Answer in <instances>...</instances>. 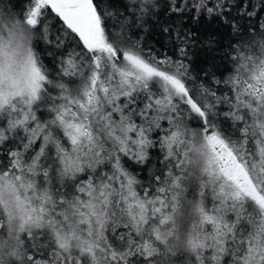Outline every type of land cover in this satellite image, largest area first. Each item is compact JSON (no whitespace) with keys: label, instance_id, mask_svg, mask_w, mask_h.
I'll use <instances>...</instances> for the list:
<instances>
[{"label":"snow or ice","instance_id":"1","mask_svg":"<svg viewBox=\"0 0 264 264\" xmlns=\"http://www.w3.org/2000/svg\"><path fill=\"white\" fill-rule=\"evenodd\" d=\"M119 6L0 0V264H264V0Z\"/></svg>","mask_w":264,"mask_h":264},{"label":"trees","instance_id":"2","mask_svg":"<svg viewBox=\"0 0 264 264\" xmlns=\"http://www.w3.org/2000/svg\"><path fill=\"white\" fill-rule=\"evenodd\" d=\"M116 3L118 5L119 11L124 13L125 15H129L132 11H134V9L130 7L126 12L123 7L119 6L120 4L130 5L131 0H116ZM204 27L207 28L208 25L205 24ZM212 27L220 28V33L217 35V38L222 39L223 43L227 44L229 42V39L231 38L227 35V30L216 24H213ZM116 30H119L118 26ZM132 33H136L139 37H141L144 41H146L149 47H151L158 56L162 54L172 55V52L169 50L172 47V45L164 35L160 34L159 25L153 27L152 23H148L146 25L145 30H141V28L139 27H132L129 31V35H131ZM136 38H137L136 36H132V39H136ZM45 64L48 65L50 71L53 73H55L58 70V66L56 65L55 61L52 60L51 57H45ZM203 67H206L204 64L203 54L198 53L197 55H194L192 57V70L194 72H199L200 69ZM132 170L138 171L141 177L145 175V173L143 172V170L139 168V166L132 165Z\"/></svg>","mask_w":264,"mask_h":264}]
</instances>
